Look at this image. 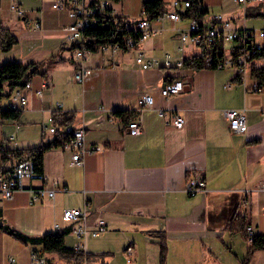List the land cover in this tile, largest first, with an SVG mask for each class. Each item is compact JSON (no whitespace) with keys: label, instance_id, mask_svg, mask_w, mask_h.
<instances>
[{"label":"crops","instance_id":"obj_1","mask_svg":"<svg viewBox=\"0 0 264 264\" xmlns=\"http://www.w3.org/2000/svg\"><path fill=\"white\" fill-rule=\"evenodd\" d=\"M13 1L22 14L10 7L11 0H0V27H9L17 38L10 49H0V63L46 60L45 73L31 78L35 87L42 79L48 85L41 95L26 90L27 104L18 119L8 118L12 130L4 139L14 138L18 144L13 147L52 140L56 134L48 129L52 111L61 108L75 111L71 124L82 126L85 145L97 149L86 153L81 164L74 163L71 150L60 144L45 150L42 170L48 186L58 184L54 197L32 200L29 187L42 181L25 179V187L11 198L0 196L4 221L27 234L65 231L67 245L106 251L103 259L108 264H159V237L146 232L157 229L166 236L164 264H240L250 241L231 227L230 216L239 212L254 233H264V82L259 85L252 69L239 79L229 62L237 40L223 44L220 61L207 62L216 48L206 47L203 66H185L183 58L201 46L180 39L177 27L186 26L187 17L164 18L161 23L153 20L157 32L131 48L95 50L76 58L75 50L68 48L65 26L73 18L67 8H52V0ZM105 1L114 16L138 17L143 10L144 0ZM164 1L170 6L175 0ZM202 3L207 9L204 23L222 14L234 27L254 30L258 42L264 37L260 35L264 16L246 15L247 6L264 7V1ZM36 21L40 27H35ZM140 51L155 63L142 67L136 61ZM55 54L67 59L47 61ZM256 63L264 66V56ZM78 67L87 69L82 80L74 76ZM175 78L183 79L184 88L165 97L160 88ZM145 92L152 95L151 106L139 103ZM230 107L243 111L244 132L229 128L224 110ZM176 113L183 116L182 126L174 125L171 116ZM133 119L140 124L138 132L128 127ZM197 172L206 190L189 194L186 180ZM65 207L88 210L78 221L87 228L84 234L74 233L73 222L63 219ZM100 218L107 227L94 235L90 228ZM32 253L30 244L0 229V264H34ZM44 255L48 261L39 264L57 260L54 253ZM248 264H264V249L256 250Z\"/></svg>","mask_w":264,"mask_h":264},{"label":"built area","instance_id":"obj_2","mask_svg":"<svg viewBox=\"0 0 264 264\" xmlns=\"http://www.w3.org/2000/svg\"><path fill=\"white\" fill-rule=\"evenodd\" d=\"M242 3H247L250 1H264V0H237ZM192 0H175L171 5L161 13L157 14L154 18L149 19L146 16L144 9L138 17H124L123 24L126 28H131L137 31L138 36H135L131 33H127L123 37V42L126 48H131L133 45L145 38L150 34L157 32V27L152 25V21L162 22L164 18H169L173 21H180L184 18H188V23L186 26L179 25L177 30L182 42L191 41L201 47H214V44L218 41H222L223 44L226 41L237 40L235 45H240L241 48L236 54H234L235 48L233 45L231 48V56L229 57L230 64L233 65L237 75L240 80H243L248 71L251 69V62L256 63V58L253 57V54L256 52L264 51V37L261 41L256 40L255 31L249 28H237L234 27L231 23V20L224 17L222 14H215L209 23H204V20L201 18L199 20L197 16L191 13L189 16H185L183 13L191 6ZM203 6L202 1L198 2V8ZM10 7L17 10L20 14L23 13L20 5L11 0ZM52 8H67L69 15L73 18V21L65 26L68 30V38L72 41H77L82 38L83 29L97 23L98 17L96 16L97 12L102 13L103 11L106 14L110 15V19L114 22H118V17L114 16L108 12L105 8L107 7L105 0H52ZM35 27H40V21L35 22ZM260 35L264 36V32H260ZM123 47L119 41L114 42H105L101 44L97 50H115L116 48ZM76 58H85L91 50L87 48H74ZM213 58L212 54L206 57V61L209 62ZM227 59V58H226ZM165 62H170V55L166 54ZM136 61L142 67H149L153 65L156 61L155 58H145L143 53L140 51L136 55ZM179 64L182 63V60H179ZM221 63V62H220ZM209 64V63H208ZM257 64V63H256ZM87 69L85 67H78L75 70L74 76L77 80H82L85 77ZM48 85L46 79H42L40 86H33L32 78H29L24 85L16 86L8 94L9 98L7 102L3 105H0V123L3 120L7 119L3 117L2 112L5 109H22L27 104V95L26 90L35 92L38 95H41L44 87ZM254 86L259 88L257 82ZM184 88V81L182 78H175L170 81H167L161 88L160 92L165 97L169 95L177 94ZM2 96H0V100ZM139 103L145 106H151L152 104V95L149 93H144L139 98ZM58 107H60V102H57ZM264 113V106L262 109ZM163 113L162 111L160 112ZM224 115L227 119L229 128L237 133H242L247 129V123L242 110L238 108H227L224 110ZM172 120L175 126L183 125V116L181 114H172ZM129 129L134 132L140 130V124L138 120L133 119L128 122ZM48 129L55 133L57 127L50 123ZM61 132L66 134V137L63 138L60 142L65 148L71 150V159L74 163L81 164L84 162L85 154L97 149L95 145H85L84 143V130L82 126H74L71 123L62 127ZM12 137V134H11ZM1 164V159H0ZM41 180L42 184L36 186H30L29 190L32 191V200L39 199L44 196L54 197L56 186L58 185L56 181H53V184L50 186L47 185L45 181V175L42 169H37L35 167L34 161L32 158H24L15 162L9 168H0V196L2 198H11L13 193L19 189L24 188V180ZM185 190L189 194H194L198 191H205L206 185L205 180L202 178L201 174L194 173L189 175L186 184ZM88 210L85 208L79 207H65L62 211V217L65 220H69L72 223L71 230L77 235L84 234L87 231L85 225L78 224V221L84 220L87 217ZM106 222L103 218L97 220L96 224L90 228V232L94 235H98L106 229ZM59 228V224L55 223V229ZM247 239L250 241L254 230L251 225H246ZM126 250L130 252L132 247L128 245ZM34 264L44 263L45 259L43 256H39L36 253H32Z\"/></svg>","mask_w":264,"mask_h":264},{"label":"trees","instance_id":"obj_3","mask_svg":"<svg viewBox=\"0 0 264 264\" xmlns=\"http://www.w3.org/2000/svg\"><path fill=\"white\" fill-rule=\"evenodd\" d=\"M202 0H192L191 6L183 13L185 16H189L191 13L195 14L199 20H201L207 9L202 6L198 8V2ZM168 4L164 0H144L143 9L146 16L149 19L154 18L157 14L168 8ZM109 12V8H105ZM246 15L248 16H264V7L262 3L255 5H249L246 7ZM98 17L97 23L90 25L83 29L82 38L77 41H72L68 45L69 49L87 48L91 51H95L98 47L105 42L119 41L123 47H125L123 42V37L127 33H131L138 36L137 31L126 28L123 24L124 17L117 16L118 22L114 23L110 19V15L106 14L105 11L102 13L97 12ZM16 36L10 31V28L2 25L0 27V49L8 50L16 43ZM66 46L63 44L61 49ZM210 46L209 48H211ZM216 48L213 51V62L216 63L217 60L224 54L223 42L218 41L214 44ZM234 54L238 52L241 48L240 45L234 46ZM214 50V49H213ZM218 50V51H217ZM209 53V49L206 47H201L200 51L194 53L188 57L183 58V65L200 67L203 66L205 57ZM264 56V51L256 52L253 57L260 58ZM67 59L64 56H57L56 54L50 56L47 61L56 62L63 61ZM73 61L72 57L68 58ZM218 60V61H220ZM46 60L37 61H20L11 60L0 63V96L8 95L12 89L16 86H22L25 82L36 74H44L46 71L45 67ZM251 74L256 78L259 85L264 82V66L257 65L254 61L251 62ZM119 113L120 111H115ZM21 114V109H5L2 112L3 117L18 119ZM75 118L74 110H64L57 108L52 111L51 123L54 124L56 129V134L52 140L48 142H40L35 145L22 146V147H10L3 146L0 144V168H9L15 162L22 160L24 158H32L37 169H42L43 166V154L45 150L51 146H57L60 144L64 135L61 132L63 126L73 122ZM231 227L239 228L242 231L243 236L247 239V231L244 217L239 212H234L230 216ZM0 229L12 235L13 237L21 240L24 243H28L32 246L34 253L39 256H43L45 261L46 252L54 253L57 256V260L53 264H93L98 262V264H108L107 261L103 259L106 251H88L79 247H72L65 243V231H46L39 235L27 234L21 231L19 228L8 224L4 221L1 211H0ZM147 233L159 237V264H164L167 257V242L166 236L163 230H147ZM258 249H264V233H254L249 244L247 245L245 255L241 258L240 264H248L251 260L254 252Z\"/></svg>","mask_w":264,"mask_h":264},{"label":"rangeland","instance_id":"obj_4","mask_svg":"<svg viewBox=\"0 0 264 264\" xmlns=\"http://www.w3.org/2000/svg\"><path fill=\"white\" fill-rule=\"evenodd\" d=\"M230 41H226V45H229ZM226 54L229 55V51H226ZM9 98L8 95H3L2 99L0 100V105H3L5 102H7V99ZM12 121L10 119L3 120V122L0 123V144L7 147H13V145L18 144V142L14 139H4V136H6L11 130H12ZM26 122H20V124H25ZM17 134V133H16ZM1 156V154H0Z\"/></svg>","mask_w":264,"mask_h":264}]
</instances>
